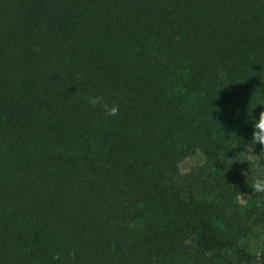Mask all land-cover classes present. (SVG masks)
I'll return each instance as SVG.
<instances>
[{"label":"trees","instance_id":"trees-1","mask_svg":"<svg viewBox=\"0 0 264 264\" xmlns=\"http://www.w3.org/2000/svg\"><path fill=\"white\" fill-rule=\"evenodd\" d=\"M262 111L264 0H0V264H264Z\"/></svg>","mask_w":264,"mask_h":264},{"label":"clouds","instance_id":"clouds-1","mask_svg":"<svg viewBox=\"0 0 264 264\" xmlns=\"http://www.w3.org/2000/svg\"><path fill=\"white\" fill-rule=\"evenodd\" d=\"M88 103L93 108H97V107L100 108L108 116H116L119 113V106L115 104H109L107 99L103 95H95L88 97ZM253 124H254V131L252 134L251 142L255 144V146L257 144L264 146V111L260 112L258 120L254 118ZM262 152H264V148H262L259 154H256L255 151L252 153L245 152V158L243 162L247 161L250 163L251 166L253 160H264V157H261ZM252 173L253 170L251 167V175ZM242 175H244L248 181L250 176L248 174L247 169L242 170ZM250 186L253 189V192L264 193V165L260 163L257 164V173L253 177Z\"/></svg>","mask_w":264,"mask_h":264},{"label":"rangeland","instance_id":"rangeland-1","mask_svg":"<svg viewBox=\"0 0 264 264\" xmlns=\"http://www.w3.org/2000/svg\"><path fill=\"white\" fill-rule=\"evenodd\" d=\"M205 160V157L202 153H197L187 159H185L182 163H181V171L183 173L190 171L192 168L201 165ZM254 163V168H256L257 170V164L260 163L262 165H264V160H253L252 161Z\"/></svg>","mask_w":264,"mask_h":264}]
</instances>
